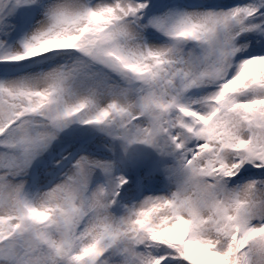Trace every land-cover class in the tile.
Listing matches in <instances>:
<instances>
[{
  "label": "snow or ice",
  "instance_id": "1",
  "mask_svg": "<svg viewBox=\"0 0 264 264\" xmlns=\"http://www.w3.org/2000/svg\"><path fill=\"white\" fill-rule=\"evenodd\" d=\"M0 264H264V0H0Z\"/></svg>",
  "mask_w": 264,
  "mask_h": 264
}]
</instances>
